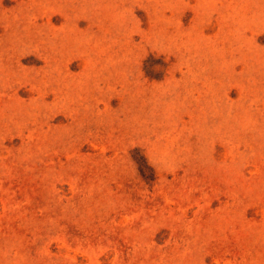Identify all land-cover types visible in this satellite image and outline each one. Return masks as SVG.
<instances>
[{
    "label": "rangeland",
    "instance_id": "rangeland-1",
    "mask_svg": "<svg viewBox=\"0 0 264 264\" xmlns=\"http://www.w3.org/2000/svg\"><path fill=\"white\" fill-rule=\"evenodd\" d=\"M0 264H264V0H0Z\"/></svg>",
    "mask_w": 264,
    "mask_h": 264
}]
</instances>
